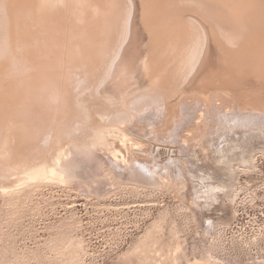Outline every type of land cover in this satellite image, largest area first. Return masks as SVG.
<instances>
[{
    "label": "bare ground",
    "instance_id": "bare-ground-1",
    "mask_svg": "<svg viewBox=\"0 0 264 264\" xmlns=\"http://www.w3.org/2000/svg\"><path fill=\"white\" fill-rule=\"evenodd\" d=\"M104 129L119 165L151 162L154 138L214 153L216 172L237 153L253 169L264 0H0V190L62 179Z\"/></svg>",
    "mask_w": 264,
    "mask_h": 264
},
{
    "label": "rangeland",
    "instance_id": "rangeland-1",
    "mask_svg": "<svg viewBox=\"0 0 264 264\" xmlns=\"http://www.w3.org/2000/svg\"><path fill=\"white\" fill-rule=\"evenodd\" d=\"M108 134L100 148L74 149L62 179L0 190V264H264L260 150L253 169L237 153L216 172L214 153L146 138L151 162L123 166ZM171 159L184 162L178 174Z\"/></svg>",
    "mask_w": 264,
    "mask_h": 264
}]
</instances>
